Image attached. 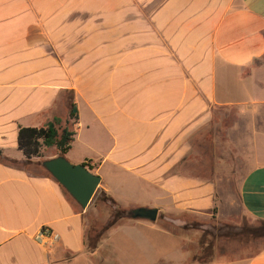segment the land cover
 <instances>
[{
    "label": "crops",
    "instance_id": "crops-1",
    "mask_svg": "<svg viewBox=\"0 0 264 264\" xmlns=\"http://www.w3.org/2000/svg\"><path fill=\"white\" fill-rule=\"evenodd\" d=\"M72 106L63 157L92 165L123 209L158 211L120 221L93 252L91 207L41 165L56 148L28 163L17 146L19 128H64ZM0 152L24 165L0 160V264H144L145 235H171L160 213L231 217L219 196L234 193L238 212L264 220V161L235 192L217 183L233 158H264V0H0ZM43 228L57 239L37 242ZM209 264H264V250Z\"/></svg>",
    "mask_w": 264,
    "mask_h": 264
},
{
    "label": "rangeland",
    "instance_id": "rangeland-1",
    "mask_svg": "<svg viewBox=\"0 0 264 264\" xmlns=\"http://www.w3.org/2000/svg\"><path fill=\"white\" fill-rule=\"evenodd\" d=\"M232 116H237L230 112L224 122L231 121ZM64 124L60 125L62 128ZM44 149L43 147L41 150ZM56 150V149H55ZM41 152V151H40ZM42 154V153H41ZM40 157H43L42 155ZM230 167L224 172L228 177L218 179L219 186H227L228 190L236 191V185L244 166H252L264 158H233ZM41 159L27 165L26 169L41 170L38 167ZM261 163V162H260ZM16 166L22 167L23 164L17 163ZM230 201V204L227 203ZM219 202L224 210L233 206L235 213L231 217H217L213 214H192L181 212L177 214H159L157 226L169 230L171 235H161V239L154 236V239L145 235L153 246V251L148 250L144 258V264L154 262L155 264H190L205 260L241 262L253 257L255 254L264 250V240L258 242L247 241V228L253 221L241 212H238L236 195L219 196ZM87 213V228L85 235L90 230L100 231L110 221V214L114 206L104 198L99 192L91 200ZM124 221V220H121ZM166 232V231H165ZM169 233V232H168ZM241 234V235H239ZM107 233L105 234V236ZM242 238V239H241ZM154 240V241H153ZM122 242V239H120ZM125 242V240L123 239ZM247 241V242H246ZM120 246V245H119ZM102 250H107L103 248Z\"/></svg>",
    "mask_w": 264,
    "mask_h": 264
},
{
    "label": "trees",
    "instance_id": "trees-1",
    "mask_svg": "<svg viewBox=\"0 0 264 264\" xmlns=\"http://www.w3.org/2000/svg\"><path fill=\"white\" fill-rule=\"evenodd\" d=\"M68 116L71 122H68L67 120L66 126L64 128H60L61 121L58 118H53L41 128H19L17 135V146L18 149L23 153L26 162L30 163L33 158L40 157V151L42 147L54 146L59 156H63L68 152V150L70 149V144L75 134L74 124L76 120V114L73 111V106L72 109L69 111ZM0 158V160L4 163H7V165L16 166V162L1 157V152ZM82 165L90 171H92L93 169V166L90 165L88 162H84L82 163ZM98 193L99 192L96 191L92 199H94ZM101 194L111 203V205L114 206V210H112V213L110 214L111 221L102 230H89L84 236L83 245L85 250H87L88 252H93L97 249L100 242L106 237L105 234L110 228L118 224L121 220L132 219V217L130 216V211L123 209L111 198L106 197L103 193ZM212 213H216V208H213ZM252 221V225L247 228V235L241 237H245L247 241L252 242L264 240V220L252 219ZM160 229L172 233L169 230H166L165 228ZM212 262L214 261L205 260L197 263L209 264Z\"/></svg>",
    "mask_w": 264,
    "mask_h": 264
},
{
    "label": "water",
    "instance_id": "water-1",
    "mask_svg": "<svg viewBox=\"0 0 264 264\" xmlns=\"http://www.w3.org/2000/svg\"><path fill=\"white\" fill-rule=\"evenodd\" d=\"M41 165L82 210L88 207L99 187L100 177L98 175L82 164L69 163L63 156L45 160ZM157 215V209L137 208L130 211L132 219H143L150 222L156 221Z\"/></svg>",
    "mask_w": 264,
    "mask_h": 264
},
{
    "label": "built area",
    "instance_id": "built-area-1",
    "mask_svg": "<svg viewBox=\"0 0 264 264\" xmlns=\"http://www.w3.org/2000/svg\"><path fill=\"white\" fill-rule=\"evenodd\" d=\"M45 238H51V239L55 240V239H57V236L54 235V234H52V233L50 232L49 229H47V228H43V229H42L41 231H39V232L35 235V237H34V239H35L37 242H39V243H41V241H42L43 239H45Z\"/></svg>",
    "mask_w": 264,
    "mask_h": 264
}]
</instances>
